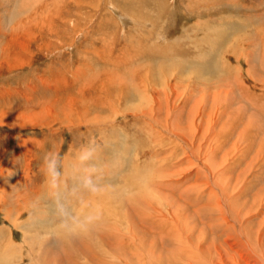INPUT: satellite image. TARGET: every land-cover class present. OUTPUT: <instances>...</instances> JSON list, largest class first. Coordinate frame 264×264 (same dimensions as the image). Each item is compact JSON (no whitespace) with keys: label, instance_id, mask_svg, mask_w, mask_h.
<instances>
[{"label":"rangeland","instance_id":"374dc122","mask_svg":"<svg viewBox=\"0 0 264 264\" xmlns=\"http://www.w3.org/2000/svg\"><path fill=\"white\" fill-rule=\"evenodd\" d=\"M0 264H264V0H0Z\"/></svg>","mask_w":264,"mask_h":264},{"label":"clouds","instance_id":"9594fccd","mask_svg":"<svg viewBox=\"0 0 264 264\" xmlns=\"http://www.w3.org/2000/svg\"><path fill=\"white\" fill-rule=\"evenodd\" d=\"M86 184H89L90 185L91 184V181H86Z\"/></svg>","mask_w":264,"mask_h":264},{"label":"bare ground","instance_id":"6f19581e","mask_svg":"<svg viewBox=\"0 0 264 264\" xmlns=\"http://www.w3.org/2000/svg\"><path fill=\"white\" fill-rule=\"evenodd\" d=\"M154 56V55H153ZM205 68H207V67H205ZM117 250V249H116ZM92 253V252H91ZM38 256V255H37ZM94 256V255H93ZM85 259V258H84ZM98 260V259H97ZM243 260V259H242Z\"/></svg>","mask_w":264,"mask_h":264}]
</instances>
